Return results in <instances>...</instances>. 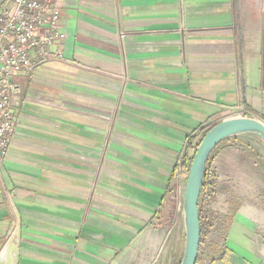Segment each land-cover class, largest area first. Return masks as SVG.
I'll return each mask as SVG.
<instances>
[{
  "label": "crops",
  "instance_id": "1",
  "mask_svg": "<svg viewBox=\"0 0 264 264\" xmlns=\"http://www.w3.org/2000/svg\"><path fill=\"white\" fill-rule=\"evenodd\" d=\"M59 13L66 62L21 79L0 166V264H182L177 165L241 110L264 123V0H62ZM253 139L213 155L198 264H264Z\"/></svg>",
  "mask_w": 264,
  "mask_h": 264
},
{
  "label": "built area",
  "instance_id": "2",
  "mask_svg": "<svg viewBox=\"0 0 264 264\" xmlns=\"http://www.w3.org/2000/svg\"><path fill=\"white\" fill-rule=\"evenodd\" d=\"M62 0H0V166L9 154L16 132V109L24 91L21 79L40 66L66 62L61 50L65 34L61 27L59 3ZM237 117H247L241 110ZM185 165H177L179 177ZM217 171L209 162L200 197L203 234L210 218L203 216L217 194ZM200 255V254H199Z\"/></svg>",
  "mask_w": 264,
  "mask_h": 264
},
{
  "label": "water",
  "instance_id": "3",
  "mask_svg": "<svg viewBox=\"0 0 264 264\" xmlns=\"http://www.w3.org/2000/svg\"><path fill=\"white\" fill-rule=\"evenodd\" d=\"M251 135L264 141V123L251 117H233L226 119L206 132L198 147L189 170L184 196V217L187 231L186 250L182 264H198L203 236L200 216V197L206 176V169L213 153L224 140L234 136ZM8 251V250H7ZM5 251L1 261L7 254Z\"/></svg>",
  "mask_w": 264,
  "mask_h": 264
},
{
  "label": "rangeland",
  "instance_id": "4",
  "mask_svg": "<svg viewBox=\"0 0 264 264\" xmlns=\"http://www.w3.org/2000/svg\"><path fill=\"white\" fill-rule=\"evenodd\" d=\"M256 138V137H255ZM254 143L252 144V149L254 151V156H256V160L257 162L259 163V166L261 168H263L262 170L264 171V141H261L259 140L258 138L257 139H253ZM216 152L213 153V155H215ZM213 155H212V158H211V162H212V159H213ZM216 198V197H215ZM215 200V199H214ZM212 200L214 203L215 201ZM208 210H206L205 214H203V216L206 218L207 215H210L209 213H207ZM205 235H207V231H206V228H205ZM207 249V246L206 247H203V251ZM205 252V251H204ZM204 257V254H202L199 259H201L202 261H204V259H202Z\"/></svg>",
  "mask_w": 264,
  "mask_h": 264
},
{
  "label": "trees",
  "instance_id": "5",
  "mask_svg": "<svg viewBox=\"0 0 264 264\" xmlns=\"http://www.w3.org/2000/svg\"><path fill=\"white\" fill-rule=\"evenodd\" d=\"M214 126H215V125H214ZM214 126H212L211 129L214 128ZM211 129H209V130H211ZM209 130H208V131H209ZM208 131H207V132H208ZM201 141H202V140H201ZM201 141H200V144L202 143ZM200 144L197 146L196 151H197L198 147L200 146ZM217 150H218V149H217ZM217 150H216V151H217ZM196 151H195V153H194V155H193V158L190 160V162L185 164V168H186V170H187V172H188V174H187L188 176H189V173H190V172H189L190 167H191V165H192V163H193V160H194V158H195L194 156H195V154H196ZM216 151H215V152H216ZM203 191H204V189H203ZM202 193H203V192H202ZM200 214H201V205H200Z\"/></svg>",
  "mask_w": 264,
  "mask_h": 264
}]
</instances>
